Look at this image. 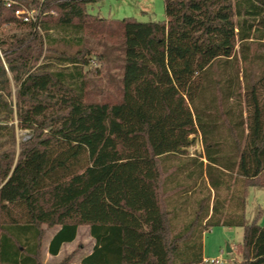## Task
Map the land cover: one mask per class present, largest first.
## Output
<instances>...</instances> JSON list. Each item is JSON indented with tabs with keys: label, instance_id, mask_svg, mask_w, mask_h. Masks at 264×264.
Returning <instances> with one entry per match:
<instances>
[{
	"label": "trees",
	"instance_id": "obj_1",
	"mask_svg": "<svg viewBox=\"0 0 264 264\" xmlns=\"http://www.w3.org/2000/svg\"><path fill=\"white\" fill-rule=\"evenodd\" d=\"M14 1L0 0V262L43 264L44 225L61 226L58 254L88 224L82 264H201L221 225L244 228L240 264H264L245 215L264 188V0H163V21ZM19 2L55 13L25 22ZM196 132L204 155L181 156Z\"/></svg>",
	"mask_w": 264,
	"mask_h": 264
},
{
	"label": "rangeland",
	"instance_id": "obj_2",
	"mask_svg": "<svg viewBox=\"0 0 264 264\" xmlns=\"http://www.w3.org/2000/svg\"><path fill=\"white\" fill-rule=\"evenodd\" d=\"M40 1L43 2V0ZM20 7L26 11H31L36 17L35 22H37L40 17L44 16L45 14L50 12L52 14L55 13L54 11L44 9L42 3L38 5L20 3ZM88 11L92 14L110 20L123 19L125 17H132L139 21H163L166 19L165 5L163 0H96L95 2H92L90 5H88ZM91 42L99 49L102 48L98 45L97 39L92 38ZM117 43H119L118 39H109V49L114 47ZM251 47L253 51L258 50L259 42H253ZM114 55L117 54L114 53ZM238 55L240 59L241 53L238 52ZM93 66L99 67L100 64H93ZM240 66L243 67V64ZM114 67L115 63H111V71L117 73V70H115ZM15 91L16 89L13 87L12 98L14 101L16 100ZM243 96L244 95L238 97L237 100H232V105L245 108V100ZM29 135L30 133L28 130L17 129L18 142L28 138ZM191 137L195 140L194 144L184 149V152L181 156L185 157L204 155L201 134L196 132L192 134ZM204 160L206 161V159ZM199 195H202L201 191ZM190 206L189 209L191 210L192 207ZM260 210L262 213L258 217ZM245 215L248 222H252L257 219L258 223L264 226V188L249 187ZM243 236L244 228L240 226L226 227L219 225L210 228L204 236L207 259L222 258L225 264H240L242 261V256L238 252V246L242 243ZM228 245L232 248L231 252L227 251ZM42 262L44 264V238L42 242ZM201 264L208 263L204 261Z\"/></svg>",
	"mask_w": 264,
	"mask_h": 264
},
{
	"label": "crops",
	"instance_id": "obj_3",
	"mask_svg": "<svg viewBox=\"0 0 264 264\" xmlns=\"http://www.w3.org/2000/svg\"><path fill=\"white\" fill-rule=\"evenodd\" d=\"M230 227V226H226ZM46 230L44 235V264H61L66 258L71 256V263L82 264L83 258L92 253L96 244L95 239L90 233V226L88 224H81L78 227L77 236L73 241L64 242L58 254H51L49 245L54 235L60 230L61 226H54L48 228L44 225ZM207 232V231H206ZM205 232V233H206ZM204 233V236H205ZM204 241V259H207V251Z\"/></svg>",
	"mask_w": 264,
	"mask_h": 264
},
{
	"label": "built area",
	"instance_id": "obj_4",
	"mask_svg": "<svg viewBox=\"0 0 264 264\" xmlns=\"http://www.w3.org/2000/svg\"><path fill=\"white\" fill-rule=\"evenodd\" d=\"M4 1L6 2L7 6H12L13 4H17V2L14 0H4ZM16 15L22 18L25 22H31L36 20L35 15L31 11H26L21 7H19L16 10ZM204 261L208 264H225L222 258L204 259ZM0 264H4V263L0 262Z\"/></svg>",
	"mask_w": 264,
	"mask_h": 264
},
{
	"label": "water",
	"instance_id": "obj_5",
	"mask_svg": "<svg viewBox=\"0 0 264 264\" xmlns=\"http://www.w3.org/2000/svg\"><path fill=\"white\" fill-rule=\"evenodd\" d=\"M227 251L228 252H231L232 251V248L229 245L227 246Z\"/></svg>",
	"mask_w": 264,
	"mask_h": 264
}]
</instances>
